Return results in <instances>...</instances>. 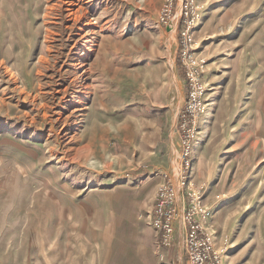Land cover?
Here are the masks:
<instances>
[{"label": "rangeland", "instance_id": "obj_1", "mask_svg": "<svg viewBox=\"0 0 264 264\" xmlns=\"http://www.w3.org/2000/svg\"><path fill=\"white\" fill-rule=\"evenodd\" d=\"M170 184L264 264V0H0V264H142Z\"/></svg>", "mask_w": 264, "mask_h": 264}, {"label": "built area", "instance_id": "obj_2", "mask_svg": "<svg viewBox=\"0 0 264 264\" xmlns=\"http://www.w3.org/2000/svg\"><path fill=\"white\" fill-rule=\"evenodd\" d=\"M187 164L189 159H187ZM186 176L180 179L182 184L186 183ZM176 191L173 185H164L160 188L157 201L150 211L151 225L158 231L159 242L164 247H170L174 241V232L177 226L176 218L181 210L176 204ZM197 192V191H195ZM208 208L201 205L200 196L196 195V203L188 211L183 209V219L188 223L186 231L185 246L186 256L189 264H221V259L212 245L211 235L214 233L201 226L196 213L208 214Z\"/></svg>", "mask_w": 264, "mask_h": 264}, {"label": "crops", "instance_id": "obj_3", "mask_svg": "<svg viewBox=\"0 0 264 264\" xmlns=\"http://www.w3.org/2000/svg\"><path fill=\"white\" fill-rule=\"evenodd\" d=\"M137 254L136 261L142 264H185L184 251L182 256H174L172 247H164L159 242L158 231L152 226H139L136 228ZM161 260V261H160ZM231 264V263H228Z\"/></svg>", "mask_w": 264, "mask_h": 264}, {"label": "bare ground", "instance_id": "obj_4", "mask_svg": "<svg viewBox=\"0 0 264 264\" xmlns=\"http://www.w3.org/2000/svg\"><path fill=\"white\" fill-rule=\"evenodd\" d=\"M211 116V115H210ZM210 119H211V117H209L205 122H204V124H206L208 121H210ZM195 151H197V150H195ZM193 152V151H192ZM193 154V153H192Z\"/></svg>", "mask_w": 264, "mask_h": 264}]
</instances>
